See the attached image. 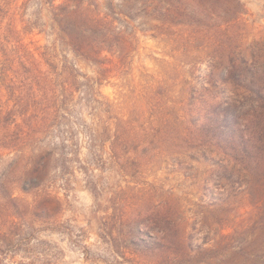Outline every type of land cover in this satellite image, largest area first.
I'll list each match as a JSON object with an SVG mask.
<instances>
[{"label":"rangeland","instance_id":"1","mask_svg":"<svg viewBox=\"0 0 264 264\" xmlns=\"http://www.w3.org/2000/svg\"><path fill=\"white\" fill-rule=\"evenodd\" d=\"M0 264H264V0H0Z\"/></svg>","mask_w":264,"mask_h":264},{"label":"trees","instance_id":"2","mask_svg":"<svg viewBox=\"0 0 264 264\" xmlns=\"http://www.w3.org/2000/svg\"><path fill=\"white\" fill-rule=\"evenodd\" d=\"M81 17H83L85 20H88V15H84L83 13L81 14ZM65 19H68V17H65ZM101 18L99 17V15H95L91 22L93 23V26H98L101 22ZM68 39L69 41L67 42L69 47H71L72 49H74V51L78 52L80 55H83L82 54V49H81V46L79 44H77L76 40H75V37L72 35V32L68 33Z\"/></svg>","mask_w":264,"mask_h":264}]
</instances>
